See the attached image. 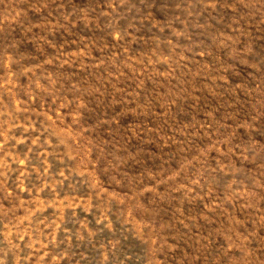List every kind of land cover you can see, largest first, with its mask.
<instances>
[{
	"label": "rangeland",
	"instance_id": "rangeland-1",
	"mask_svg": "<svg viewBox=\"0 0 264 264\" xmlns=\"http://www.w3.org/2000/svg\"><path fill=\"white\" fill-rule=\"evenodd\" d=\"M0 264H264V0H0Z\"/></svg>",
	"mask_w": 264,
	"mask_h": 264
}]
</instances>
